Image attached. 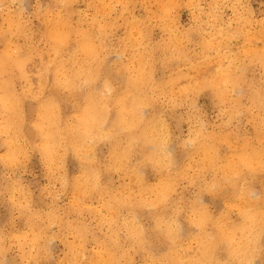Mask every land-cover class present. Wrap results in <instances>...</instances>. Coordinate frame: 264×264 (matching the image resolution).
I'll use <instances>...</instances> for the list:
<instances>
[{"label": "clouds", "instance_id": "1", "mask_svg": "<svg viewBox=\"0 0 264 264\" xmlns=\"http://www.w3.org/2000/svg\"><path fill=\"white\" fill-rule=\"evenodd\" d=\"M0 264H264V0H0Z\"/></svg>", "mask_w": 264, "mask_h": 264}, {"label": "rangeland", "instance_id": "2", "mask_svg": "<svg viewBox=\"0 0 264 264\" xmlns=\"http://www.w3.org/2000/svg\"><path fill=\"white\" fill-rule=\"evenodd\" d=\"M254 7H256V5H254Z\"/></svg>", "mask_w": 264, "mask_h": 264}]
</instances>
